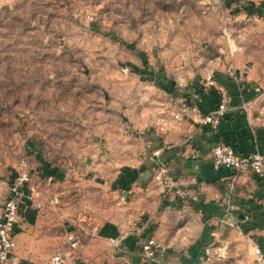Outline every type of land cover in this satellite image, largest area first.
Returning <instances> with one entry per match:
<instances>
[{
  "label": "rangeland",
  "instance_id": "1",
  "mask_svg": "<svg viewBox=\"0 0 264 264\" xmlns=\"http://www.w3.org/2000/svg\"><path fill=\"white\" fill-rule=\"evenodd\" d=\"M249 6L262 11L248 15ZM235 61L248 63L264 92V0H0L1 195L26 158L39 192L32 209L58 217L62 231L70 219L96 226L81 215L95 207L123 212L121 197L99 182L147 152L159 121H174L172 97L156 80L187 88ZM46 164L65 170L61 182L48 180ZM242 233L217 236L209 262L253 256ZM143 250L129 264H179L186 249ZM98 251L89 264H128Z\"/></svg>",
  "mask_w": 264,
  "mask_h": 264
},
{
  "label": "crops",
  "instance_id": "2",
  "mask_svg": "<svg viewBox=\"0 0 264 264\" xmlns=\"http://www.w3.org/2000/svg\"><path fill=\"white\" fill-rule=\"evenodd\" d=\"M224 67L216 68L215 73L219 82L228 86L231 99L218 127L201 126L190 118L181 122L168 118L159 121L156 135L144 139L147 152L136 158L134 163L119 164L114 168L111 179L99 182L106 191L117 194L119 198L124 197V211H118V206L113 203L95 207V213H81L83 220L98 221V224L94 226L92 236L87 240L82 238L72 264L91 263L92 259L99 258L98 249H106L111 259L129 264L130 260L142 258L143 252H146L143 249L148 248L186 249L179 264H250L253 256L249 254L246 261L238 257L220 262L198 259L202 249L214 244L217 236L223 239L233 237L235 224L240 221L243 212H248L254 225L247 231H241L242 236L250 246L257 243L255 238L264 246V181L252 172L224 168L215 170L210 152L213 145L225 142L239 153L258 150L264 156V92L257 94L252 89L257 84V77L248 63L235 61V72L244 81L239 86L226 78ZM202 76L194 83H187V88L179 89L174 79L166 78L157 80L171 82V91L159 85V81L156 85L173 97L186 94L198 86ZM243 103H246V108H243ZM204 105L212 106V103L205 101ZM126 146L120 149L125 151ZM157 148L162 150L161 157L175 177H197L201 204L172 196L160 200V190L153 182L154 163L150 159L151 152ZM56 168L47 165L44 171L49 181L54 177L59 183L65 177V170ZM23 204L30 208L19 212V223L12 236V252L5 264H44L63 240L65 232L58 217L35 214L30 200ZM101 212H104L103 216H100ZM138 219L149 221L143 233L129 229V224L140 222ZM203 228L205 231L200 233L202 244H197V231ZM237 250V254L243 252Z\"/></svg>",
  "mask_w": 264,
  "mask_h": 264
},
{
  "label": "built area",
  "instance_id": "3",
  "mask_svg": "<svg viewBox=\"0 0 264 264\" xmlns=\"http://www.w3.org/2000/svg\"><path fill=\"white\" fill-rule=\"evenodd\" d=\"M248 15H254L248 14ZM235 65L229 62L226 66V78L233 82H244L242 77L236 74ZM246 86L248 84L246 83ZM210 88L216 89L218 97L215 105L205 106L202 93H206ZM252 89L257 94H262V89L255 84ZM201 91V92H199ZM231 99L230 90L226 84L220 83L215 70L208 69L202 76L196 89H190L186 94H178L171 98L169 112L173 120L181 122L190 118L201 126L218 127L224 117ZM246 108V103H243ZM162 150L154 149L150 159L154 163L153 182L160 190V200L166 196L188 199L196 204H201L202 196L198 190V179L195 175L175 177L168 163L161 157ZM212 166L215 170L233 169L239 172H252L259 179L264 181V156L258 150H252L247 154L237 152L230 144L225 142L216 143L211 147ZM31 174L29 163L26 158H22L17 163L14 180L6 188V192L0 195V264H5L12 252V236L19 223V209L23 203L30 200L33 204L35 188L30 184ZM121 199H124L122 196ZM53 198L51 202H55ZM36 206L39 202L34 201ZM243 218L235 225L239 231H243L240 223L250 219L248 212L242 213ZM63 243L55 249L44 264H72L75 260L78 248L82 241L81 232L94 234L95 227L86 225L70 219L67 223ZM239 225V226H238ZM131 229L138 233H143L149 226L147 219L140 222L131 223ZM76 230H79L76 232ZM253 259L250 264H264V246L258 243L252 244ZM214 252L213 244L206 245L199 260L209 262Z\"/></svg>",
  "mask_w": 264,
  "mask_h": 264
},
{
  "label": "trees",
  "instance_id": "4",
  "mask_svg": "<svg viewBox=\"0 0 264 264\" xmlns=\"http://www.w3.org/2000/svg\"><path fill=\"white\" fill-rule=\"evenodd\" d=\"M261 8H257V7H252V6H249V8L247 9L246 13L248 14H260L261 13ZM219 80V79H218ZM158 82L159 85H164L165 88L168 90V91H171L172 89V83L171 82H167V83H163L162 81L160 80H156ZM191 89H196V86L191 88ZM201 92V91H199ZM202 93V92H201ZM202 96L205 100L207 101H210L212 103V105H215L216 101H217V97H218V92L216 89H213V88H210L209 90H207L206 93H202ZM252 224V225H251ZM241 225V228L243 231H247L249 230L253 225V220L252 219H249L247 221H244V222H241L240 223ZM257 243L259 244V246L262 247L261 243H260V240H258L257 238H255ZM203 250V249H202ZM198 259H199V256H198Z\"/></svg>",
  "mask_w": 264,
  "mask_h": 264
},
{
  "label": "water",
  "instance_id": "5",
  "mask_svg": "<svg viewBox=\"0 0 264 264\" xmlns=\"http://www.w3.org/2000/svg\"><path fill=\"white\" fill-rule=\"evenodd\" d=\"M243 218V216L242 215H240V219H242Z\"/></svg>",
  "mask_w": 264,
  "mask_h": 264
}]
</instances>
